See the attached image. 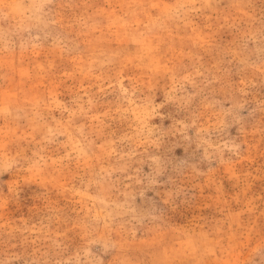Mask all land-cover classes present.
<instances>
[{
  "label": "rangeland",
  "instance_id": "374dc122",
  "mask_svg": "<svg viewBox=\"0 0 264 264\" xmlns=\"http://www.w3.org/2000/svg\"><path fill=\"white\" fill-rule=\"evenodd\" d=\"M0 264H264V0H0Z\"/></svg>",
  "mask_w": 264,
  "mask_h": 264
}]
</instances>
